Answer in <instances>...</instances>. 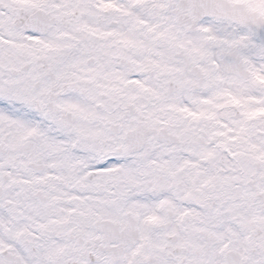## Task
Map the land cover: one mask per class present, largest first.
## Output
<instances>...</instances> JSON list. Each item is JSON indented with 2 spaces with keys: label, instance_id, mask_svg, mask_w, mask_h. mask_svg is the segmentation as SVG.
<instances>
[{
  "label": "snow or ice",
  "instance_id": "6c2138e0",
  "mask_svg": "<svg viewBox=\"0 0 264 264\" xmlns=\"http://www.w3.org/2000/svg\"><path fill=\"white\" fill-rule=\"evenodd\" d=\"M0 264H264V0H0Z\"/></svg>",
  "mask_w": 264,
  "mask_h": 264
}]
</instances>
